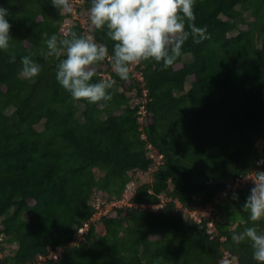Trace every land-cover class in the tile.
<instances>
[{"label": "trees", "instance_id": "1", "mask_svg": "<svg viewBox=\"0 0 264 264\" xmlns=\"http://www.w3.org/2000/svg\"><path fill=\"white\" fill-rule=\"evenodd\" d=\"M76 1L65 12L0 0L12 25L0 50V264H258L252 242L232 236L264 235V216L243 207L264 171V0H195L208 38H189L168 69L129 65L127 81L109 29L91 24L92 0ZM52 34L59 55L45 59ZM89 37L108 49L89 66V83L116 81L107 102L73 100L55 78L60 42ZM22 56L41 66L31 80ZM144 173L128 203L101 213ZM207 206L212 216H190Z\"/></svg>", "mask_w": 264, "mask_h": 264}, {"label": "clouds", "instance_id": "2", "mask_svg": "<svg viewBox=\"0 0 264 264\" xmlns=\"http://www.w3.org/2000/svg\"><path fill=\"white\" fill-rule=\"evenodd\" d=\"M54 7L70 12L68 0H51ZM195 0H92L90 20L94 29L105 25L108 36L115 41L113 50L114 72L120 80L129 79V65L148 61L150 58L161 63L162 70L170 68L181 56L185 42L191 38L194 44H200L208 38L207 28L195 23ZM7 8L0 6V50L7 51L11 39L12 25L6 19ZM75 37V33L71 34ZM48 52L42 53L47 59L57 51V37L52 34L45 41ZM66 47V58L58 65L56 81L76 101L88 103L110 101L111 89L116 81L109 80L89 83L94 72L89 66L102 61L108 55L103 44L93 42L92 38H74L62 40ZM15 54H10L9 62L15 63ZM22 65L20 76L31 80L41 72V66L29 56L20 58ZM257 163H264L258 161ZM232 199H238V193H232ZM250 213L249 219L259 221L264 216V171L257 172L256 183L250 188V194L243 205ZM245 239L250 240L252 258L258 264H264V235H258L255 227H248L242 233H234L232 240L239 245Z\"/></svg>", "mask_w": 264, "mask_h": 264}, {"label": "rangeland", "instance_id": "3", "mask_svg": "<svg viewBox=\"0 0 264 264\" xmlns=\"http://www.w3.org/2000/svg\"><path fill=\"white\" fill-rule=\"evenodd\" d=\"M75 2H77L76 0H70V5L71 7L74 6ZM41 125H38L37 127L40 128ZM249 178H252V174H249L246 179L242 180V181H238L237 183L240 185L242 184L243 182H246L248 181ZM150 180V173H144V174H135L133 176V180L130 181L127 185H126V188H125V191H124V199L122 201H119V202H111L110 204L106 205L105 208H103L101 210V213L103 212H106L108 210L111 209L112 206L114 205H124L126 203H128V199L130 198V196L132 195V193L134 192L135 188L137 185L141 184V183H144V182H147ZM212 208L210 206H207L205 208H198L194 211H191L189 212L190 216L194 219H199L200 216H204L205 218H208L210 216H212ZM100 213H97L95 218L98 217ZM209 226L211 227V223L209 224ZM85 231V227L81 230H79V238L82 236L83 232Z\"/></svg>", "mask_w": 264, "mask_h": 264}, {"label": "built area", "instance_id": "4", "mask_svg": "<svg viewBox=\"0 0 264 264\" xmlns=\"http://www.w3.org/2000/svg\"><path fill=\"white\" fill-rule=\"evenodd\" d=\"M238 181H240V180H238Z\"/></svg>", "mask_w": 264, "mask_h": 264}]
</instances>
